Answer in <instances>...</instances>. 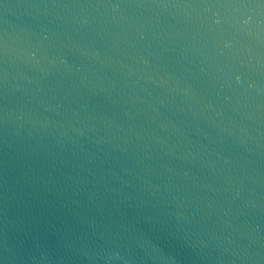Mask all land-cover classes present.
<instances>
[{"label": "water", "instance_id": "95a60500", "mask_svg": "<svg viewBox=\"0 0 264 264\" xmlns=\"http://www.w3.org/2000/svg\"><path fill=\"white\" fill-rule=\"evenodd\" d=\"M0 264H264V0H0Z\"/></svg>", "mask_w": 264, "mask_h": 264}]
</instances>
